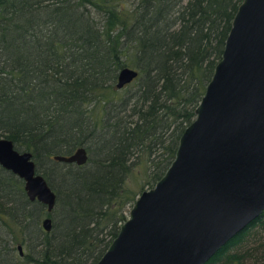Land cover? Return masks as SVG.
<instances>
[{"label": "trees", "instance_id": "1", "mask_svg": "<svg viewBox=\"0 0 264 264\" xmlns=\"http://www.w3.org/2000/svg\"><path fill=\"white\" fill-rule=\"evenodd\" d=\"M240 2L0 0V136L31 151L56 194L48 212L0 165V264L96 263L119 230L116 212L131 199L125 180L133 159L153 163L154 181L164 173ZM122 67L137 75L117 88ZM81 145L84 164L53 158ZM261 217L206 264L239 260L226 250Z\"/></svg>", "mask_w": 264, "mask_h": 264}, {"label": "water", "instance_id": "2", "mask_svg": "<svg viewBox=\"0 0 264 264\" xmlns=\"http://www.w3.org/2000/svg\"><path fill=\"white\" fill-rule=\"evenodd\" d=\"M137 70L122 67V88ZM195 116L173 159L134 200L95 264H205L264 211V0H241ZM85 146L62 162L84 164ZM0 165L22 178L30 200L51 211L56 194L29 150L0 136ZM51 229V217L42 220ZM19 254H23L18 244Z\"/></svg>", "mask_w": 264, "mask_h": 264}, {"label": "rangeland", "instance_id": "3", "mask_svg": "<svg viewBox=\"0 0 264 264\" xmlns=\"http://www.w3.org/2000/svg\"><path fill=\"white\" fill-rule=\"evenodd\" d=\"M133 160H135V163L132 166V171L128 173L125 180L128 195L131 197V199H127L122 210L119 209V211L117 209V226H119L124 221L121 220L122 217H128V211L140 192L153 186V184L155 183L154 179L151 176L152 168L154 166L153 163L148 161L140 162L137 161V158H134ZM118 214L120 218L118 217ZM261 218V221L257 220V223L248 228L246 234H244L239 241H236L226 250V255L233 254L235 252H238L241 255L240 259H234L232 261V264H264V259L260 258L262 256V252H264V246L262 245L264 244V217ZM107 230L108 226H106L103 232L100 233V236L106 235L107 238L108 234L104 232ZM252 252L254 253V255L252 254L250 256H246ZM228 258L229 257H227L226 259ZM217 264H221V262Z\"/></svg>", "mask_w": 264, "mask_h": 264}]
</instances>
